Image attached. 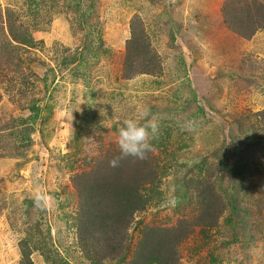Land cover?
Here are the masks:
<instances>
[{
	"label": "rangeland",
	"instance_id": "rangeland-1",
	"mask_svg": "<svg viewBox=\"0 0 264 264\" xmlns=\"http://www.w3.org/2000/svg\"><path fill=\"white\" fill-rule=\"evenodd\" d=\"M226 1L166 0L157 8L156 3L148 5L145 0H101L97 6L100 23L96 28L111 54L106 59L100 58L96 64L88 59L83 64L77 62L66 68H56L65 55L62 48L81 51L84 37L81 31H85V23L72 21L75 18L72 12L59 15L51 24L43 26L42 32L34 34V39L43 41L44 45L43 52L37 56L44 59L47 67L55 69L56 82L50 84L48 79L44 85L41 81L43 69L31 66L30 70L36 74L30 77L29 70L22 67L18 75L34 81V91L27 86L26 97L21 101L14 96V91L5 94L4 88L8 85L0 82V118L2 114L6 118L19 117L17 102L26 108L29 100H35V109L39 111L35 118L28 111L20 115L23 120H28L29 116L33 119L24 126L28 125L33 132L29 146H25L26 140L20 144L18 139L12 140V136L0 139V264H19L20 241L37 231V237L48 242L47 251L57 254L66 264H76L65 250L70 247V253L77 254L71 226L75 200L65 183L70 175L87 169L85 162L90 163L109 150H119L117 132L140 104L160 109L152 114L159 127L171 116L174 122H179H176L178 130L172 126L170 142L173 144L169 149L177 152L181 143L184 145L189 140L196 143L205 131L217 128L218 145L222 142L231 150L230 144L237 131H230L225 124L217 127L212 122L205 123L210 116H217L207 107L205 114L197 112L200 103L207 100L199 95L197 82L202 81L210 88L220 85L222 91L212 97L215 104L217 99L220 104H231L232 116L225 117L227 123H231L234 116L246 118L264 111V79L261 80L264 77V32L251 41L235 36L220 18L221 6ZM8 8L25 13L21 0H0V25L1 19L4 25ZM95 16L91 14L90 17ZM134 17L141 18L152 48L165 61L166 71L160 77L137 76L130 81L119 78L124 52L121 43L127 38ZM81 26L82 30H75ZM72 28L75 34L71 33ZM96 35V32L88 35V41ZM52 49L59 52V61L55 64L51 60ZM250 60L262 63V69L254 71L256 83L248 86L244 82L250 81L245 68ZM72 74L76 77L72 78ZM1 80L5 79L0 77ZM149 93L159 99L148 98ZM173 94L179 99L168 103ZM165 108H175V111L172 113ZM254 148L257 152L264 146L256 143ZM201 154H205V150ZM190 155L188 149L182 157L177 153L178 163L191 166L192 160L186 158ZM160 158L161 165H165V155ZM192 173L195 169L187 174ZM167 179L162 186L164 196L140 217L142 225L171 226L180 215L174 211L179 202L173 194L176 185L170 176ZM244 181L247 185L249 180ZM225 182L228 185L226 179ZM252 183L257 185L255 189L251 183L248 187H236L244 190L247 198L241 197L242 191H235L236 184L230 190L234 196H239L235 198L241 207L238 211L248 210L239 214L243 221L239 225V239L252 235L258 241L228 247L226 239L216 232L211 231L207 239H200L196 231L182 247V264H264V209L261 215L257 213L258 202L262 200L264 205V189L258 180ZM37 194L46 198L41 207L34 203ZM10 202L14 207L6 206ZM180 204V212L187 216L189 204ZM9 210L17 211L11 221L7 218ZM131 235L134 241L138 237L137 233ZM205 241L206 247L199 249ZM30 258L33 264H49L38 251H33Z\"/></svg>",
	"mask_w": 264,
	"mask_h": 264
},
{
	"label": "trees",
	"instance_id": "trees-1",
	"mask_svg": "<svg viewBox=\"0 0 264 264\" xmlns=\"http://www.w3.org/2000/svg\"><path fill=\"white\" fill-rule=\"evenodd\" d=\"M21 1L24 3L25 13L8 8L4 25L1 19L0 77L5 80L0 82L8 85L7 88L5 85V94L14 91V96L21 101L26 97L28 87L33 90L34 81L29 82L25 76L18 75L20 70L22 73V67L29 70L30 77L36 74L30 70L31 66L43 69L41 81L44 85L48 79L50 84L56 82L55 69L47 67L44 59L37 56V53L43 52L44 45L43 41L34 39V34L42 32L43 26L51 24L66 12L74 14L72 21H83L88 33L81 31L84 37L80 52L78 49L70 52L68 48H62L65 55L62 56L60 65L56 66L57 69L72 66L77 62L83 64L88 59L96 64L100 58L106 59L111 54V49L104 45L100 30L96 28L100 23L97 6L101 0ZM145 2L148 5L156 3L158 8L164 5L166 0ZM91 14L96 16L90 17ZM220 18L235 36L251 41L258 33L264 32V0H228L221 6ZM144 29L140 17H134L130 21L127 38L121 43L124 52L120 62V80L130 81L137 76L160 77L166 71L165 61L152 48ZM75 30H82V26ZM75 30L72 28L71 33L75 34ZM95 32L98 36L88 41V35ZM51 52V60L55 64L59 61V52H55V49ZM261 64L250 60L246 65L245 70L250 78V81H244L246 85L256 83L254 71L262 69ZM85 66L88 67L87 64ZM73 77H76L75 74H72ZM35 78L39 80L38 77ZM263 79L264 77L261 78ZM203 84L198 81L197 90L199 95L207 100L200 103L197 112L205 114L207 107L217 117L210 116V120L205 123L212 122L217 127L225 124L229 126L230 131H237L230 144L233 146L230 147L231 150L222 142L218 145L217 128L205 131V135L199 136L196 143L193 140L184 142V145L181 143L177 152L169 149L173 144L170 142L172 126L175 130L179 127V122H174L171 116L160 125L159 134L152 141L154 151L147 153L145 159L125 157L119 159L118 166L113 168L109 167V161L118 158L120 152L109 150L104 155H98L90 163L85 162L87 169L70 175L68 183H65L71 188L72 198L75 200L71 226L74 231L73 246L77 254L72 255L70 247L65 250L76 264H182V247L196 231L200 234V239H207L210 232L214 231L219 237L226 239L228 247L258 241L252 235L247 239H239V225L243 223L239 214L247 213L248 210L238 211L241 207L239 200L235 198L239 196H234L230 188L236 184L235 191L239 192L242 191L241 185L248 187L251 183L255 189L257 185L252 181L258 180L260 187L264 189V149L254 151L256 143L264 146V111L246 118L234 116V120L227 123L225 117L232 116L229 110L231 104H220L219 99L215 104L216 100L212 97L215 93H220L222 88L220 85L210 88ZM1 98L0 95V101ZM148 98L157 101L159 96L149 93ZM177 99L179 96L173 94L168 103ZM36 102L29 100L26 108L17 102L16 112L21 115L28 111L33 113L35 118L39 112L35 109ZM150 109L152 114L160 111L156 106H151ZM165 109L172 113L175 111V108ZM20 115L17 118L1 115L0 139L4 140L6 137L7 140L12 136V140L18 139L20 144L26 140L25 146H29L33 132L28 125L26 128L24 126L33 119L29 116L28 120H23ZM187 149L191 155L186 158L192 160V165L185 164L186 167L178 163L177 153L182 157ZM203 150L205 154H201ZM160 155H165V165H161ZM38 160L40 161L39 156ZM169 169L171 173H168ZM191 169H195V173L187 174ZM168 176L176 185L173 194L179 202L176 204L178 209L174 211L180 215L171 226L142 225V214L153 204L157 205L164 196L162 186L169 180ZM225 179L229 182L228 185ZM244 180H249L247 185H244ZM244 196L249 197H246L243 190L241 197ZM180 203L189 204L187 216L180 212ZM6 206L12 208L14 204L10 202L6 203ZM257 209V213L261 215L264 209L262 200L258 202ZM7 213V218H15L17 211L9 210ZM134 233L138 236L135 241L131 235ZM36 234L20 241L19 264H33L30 258L33 251L40 252L49 264H66L57 254L47 251L48 242L37 237L38 231ZM221 244L224 246V243ZM206 245L207 241L198 248L203 249ZM225 249L227 250L226 247Z\"/></svg>",
	"mask_w": 264,
	"mask_h": 264
},
{
	"label": "clouds",
	"instance_id": "clouds-1",
	"mask_svg": "<svg viewBox=\"0 0 264 264\" xmlns=\"http://www.w3.org/2000/svg\"><path fill=\"white\" fill-rule=\"evenodd\" d=\"M159 134V123L152 115L151 109L143 104L138 105L131 117L125 119L117 132V146L120 156L109 161V167H117L118 160L133 157L139 160L146 158V154L154 151L152 141ZM46 198L37 194L35 206L41 207Z\"/></svg>",
	"mask_w": 264,
	"mask_h": 264
},
{
	"label": "water",
	"instance_id": "water-1",
	"mask_svg": "<svg viewBox=\"0 0 264 264\" xmlns=\"http://www.w3.org/2000/svg\"><path fill=\"white\" fill-rule=\"evenodd\" d=\"M41 159H43V157H41Z\"/></svg>",
	"mask_w": 264,
	"mask_h": 264
}]
</instances>
